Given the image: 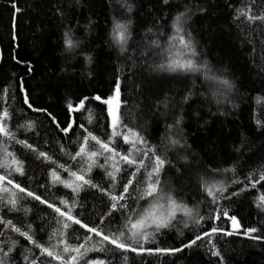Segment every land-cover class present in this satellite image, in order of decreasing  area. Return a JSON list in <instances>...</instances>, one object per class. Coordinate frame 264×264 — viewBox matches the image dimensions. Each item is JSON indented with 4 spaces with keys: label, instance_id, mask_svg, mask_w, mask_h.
<instances>
[{
    "label": "trees",
    "instance_id": "trees-1",
    "mask_svg": "<svg viewBox=\"0 0 264 264\" xmlns=\"http://www.w3.org/2000/svg\"><path fill=\"white\" fill-rule=\"evenodd\" d=\"M231 3L232 7L228 4ZM252 0H170L169 6H164L161 0H127L132 11L127 12L121 6L123 0H20V6L27 11L19 17V42L17 54L27 57L35 65L34 75L25 76V86L31 92L35 106L48 107L49 111L63 119L65 104L68 100L75 101L78 96L94 94L96 90L107 92L111 87L116 69L121 77V107L120 115L123 125L144 136L151 144H160L161 137L166 134L165 124H170L173 117L186 112L182 124L184 138L191 148L185 153L182 150H170L168 155L173 166H166L162 179L168 188L174 190L178 200L189 207L199 206L201 215L207 217L210 209L216 207L205 199L204 194L196 184L197 168L195 162H200V171L204 166L228 167L240 161L235 177L232 174L218 176L217 180L235 178L244 181L254 170L258 172L264 165V130H258L255 119L264 120V103H257V97H264V22L250 25L244 20H234L236 8H244ZM10 0H0V50L3 59L0 60V92L9 88L7 97L0 96V111L7 109L9 118L7 128L15 134L16 140H26L40 151L47 152L59 164L72 171L86 168V161H72L69 156L79 147L83 135L79 124H84L89 132L103 141H107L111 129L110 119L103 106L95 102L88 104L89 112L77 113V127L67 135L61 133L52 125L46 115L29 110L22 102V94L18 89V80L12 73L19 76L24 69L11 59L13 55L9 47L10 35ZM191 9V19L187 29L197 45L198 63L204 61L217 72L224 73L225 78L235 85L231 92L219 86H209L203 73H175L156 69L155 66L166 62L169 55L168 37L172 35L171 21L177 11ZM59 7L65 14L62 19L57 13ZM207 8V14L199 12L198 8ZM264 12V0H255L253 13ZM131 20V37L126 51L121 53L111 43L110 34L113 20ZM80 41L77 53L68 56L62 46V35L68 27ZM152 32L149 33L148 29ZM152 40H157L161 48L149 49ZM178 48L172 50L174 55ZM142 53H148L142 55ZM90 56L91 62L85 57ZM65 69L61 71V69ZM91 74V75H90ZM191 88L193 96L183 103V96ZM212 91H216L213 96ZM168 97V108L159 103ZM219 101V102H217ZM235 105V107H233ZM199 113V118L192 116ZM192 116V119H189ZM35 123L34 131H26L18 127L26 121ZM202 125V127H200ZM38 133V135H37ZM178 138V137H177ZM45 140L49 143L45 144ZM243 154L235 149L242 146ZM63 144L67 154L60 153L58 145ZM118 152L126 153L129 145L124 144L122 137H116L113 145ZM12 152L15 158L23 162L24 175L0 168V175H6L14 183L40 195L42 199L60 205L61 198L69 202L75 200L76 207L72 214L82 218L90 225L98 224L97 217L107 211V198L91 188H83L73 194L70 188L62 183H53L49 169L55 164L39 161L36 153L18 144L15 140L0 136V158L4 156L3 149ZM89 150H96L94 142L88 145ZM187 154L191 164H184L179 159ZM99 163H103V157ZM121 183L126 182L131 169L123 166ZM181 168L183 175L176 172ZM63 180H68V173L59 170ZM86 178L94 183L107 187L104 170L93 167ZM258 178V177H257ZM144 175H137L136 184L143 186ZM44 185V187H41ZM264 182L256 188L249 187L236 197L230 193L244 187V184L230 185L225 193L229 199H221L219 205L237 215L246 226H258L264 222V212L255 206V200L264 194ZM6 183L0 187H6ZM117 194L119 187L113 189ZM136 193L133 192V196ZM8 194L0 192V201H6ZM18 210L8 211L0 202V217L4 221L11 220L22 231H29L34 239L45 246L55 244L54 236L49 241L53 229H59L56 214L45 205L29 197L18 194ZM203 201V203H201ZM129 209L138 205L129 199ZM140 205L147 206L145 201ZM25 209H30L26 212ZM117 213L103 225L107 231L115 228L119 222ZM186 218L177 213L174 227L163 230L157 236L159 246H179L178 240L187 242L195 234L208 231L212 222L207 220L200 225L190 224L183 228ZM223 226V224L221 225ZM183 229L184 236L177 235L176 229ZM84 230L78 225H72L66 239L75 245L83 241ZM220 248L226 264H264V242L251 241L245 237H226L222 240L212 237ZM16 241L15 250L4 257L5 264H24L22 257L39 256V250L29 244L18 233L0 225V247ZM94 237L88 246L95 243ZM146 246H153L151 243ZM207 240L198 241L197 245L182 253L166 256H138L134 253H104L89 252L88 258L107 259L109 264H218V258L210 255ZM6 250V248H5ZM127 256V261L124 257ZM39 264H58L48 257H42Z\"/></svg>",
    "mask_w": 264,
    "mask_h": 264
},
{
    "label": "snow or ice",
    "instance_id": "snow-or-ice-1",
    "mask_svg": "<svg viewBox=\"0 0 264 264\" xmlns=\"http://www.w3.org/2000/svg\"><path fill=\"white\" fill-rule=\"evenodd\" d=\"M78 2V0H77ZM164 6L170 5V0H161ZM255 0L244 8L234 9V20H244L250 25H254L256 22H264V12L260 14L253 13V6ZM127 12L132 11L131 5L127 3V0H123L121 4ZM232 7L231 3L228 4ZM10 35H9V47L13 55L11 59L15 61L17 65H21L24 69L23 73L17 76L16 73H12L14 79L18 80V89L22 94L23 104L31 111L38 112L46 115L50 123L55 126L61 133L67 135L71 131H74L77 127V113L88 111L89 123H91V110L88 109V104L95 102L96 104L103 106L107 117L110 119L109 127L111 134L107 141H103L92 132H89L84 124H79L78 127L82 129L83 135L80 138L78 149L74 154H71L69 158L72 161H86V168L82 167L77 171H72L70 168L65 167L64 164H59L52 156L45 151H40L38 148L29 144L26 140H16L15 134L7 128L6 121L9 118V112L5 108L0 111V136L7 137L10 140H15L16 143L23 145L25 148L36 153V159L39 161L47 162L49 164H55L56 168L49 169V176L53 183H62L64 187L70 188L73 194H77L83 188H91L100 193L101 196L107 198V211L99 215L97 219L98 224L90 225L85 223L82 218H79L72 214V209L76 207L75 200L69 206V202L60 199L59 204L65 205V208L57 206L56 203L50 202L35 192L22 187L20 184L14 183L12 179H9L6 175H0V184L6 183V187H0V192L8 194L6 201H0L4 203L8 211L18 210L19 199L18 194L29 197L32 200L45 205L51 209L57 217V223L60 228L53 229L49 236V241L56 237V243H49L48 246L38 243L33 235L30 234L31 225H28L29 231H22L20 227H17L11 220L4 221L0 217V225L3 228L11 229V231L18 233L20 237H23L29 244L33 245L39 250L40 255L33 258L29 255L22 257L24 264H39L42 257L51 258L58 262V264H109L107 259L88 258L89 252L104 253L107 256L108 253H134L138 256H166L182 253L187 249L197 245L198 241L207 240L210 246L209 252L213 257L218 258V264H226L224 256L217 247L216 242L212 237L223 239L226 237L242 236L251 241L264 242V222L259 223L258 226H246L242 219L237 215L230 214V210L222 208L219 205L221 199H229L228 195H225L229 191L230 185L244 184V187L239 188L237 191L230 193L231 197L238 196L241 192L246 191L249 187L256 188L258 184L264 182V165L260 170L256 172H250L245 177L244 181H239L235 178L225 180H217L218 176H227L232 174L235 177L240 161L230 164L228 167H211L205 165L203 170L200 171V162H195L197 168L196 184L199 190L204 194L205 199L210 204L216 207L210 209V214L205 217L200 214L199 206L193 205L189 207L182 200H178L174 190L168 188L162 179V173L166 166H173L172 160L169 158L170 150H182L185 153L191 148L187 144L182 131V124L184 116L188 115L186 112H181L174 115L173 121L170 124H165L166 134L161 137L160 144H151L144 136H141L139 132L126 128L123 125V121L120 115L121 107V77L119 68L116 69L111 87L107 92L96 90L91 95H81L76 98L75 101L68 100L65 104V115L61 120L57 114L49 111L48 107L35 106V101L31 98V92L27 90L25 86V76L31 77L35 72V65L32 60L27 57H20L17 54V50L20 48L19 42V17L24 14L27 9L20 6V0H10ZM199 12L207 14V8H198ZM56 13L62 18H66L61 8H56ZM191 9L187 6L184 11H177L171 21L172 35L168 37L169 42V55L166 57V62L156 65L155 68L175 73H203L204 80L209 83V86H219L227 91L231 92L235 85L229 79L225 78L224 73L217 74L209 65L207 61L198 63L199 53L197 51L196 42L192 36V33L188 31V21L191 19ZM131 20H113L112 30L110 34L111 43L119 49L121 53L126 51V46L131 37L130 32ZM148 32L151 33L152 29L149 28ZM62 46L64 52L68 56H72L77 53L80 48V41L76 39L73 34L72 28L69 26L62 35ZM179 45L175 54H172V50ZM157 40H152L149 45V49L161 48ZM148 53H142L147 55ZM3 59V52L0 50V60ZM85 59L91 62V57L87 56ZM65 69H61L64 71ZM91 75V74H90ZM9 88L5 87L0 96L7 97ZM215 96L216 91L211 93ZM193 96L192 89L189 88L183 96V103H187ZM168 97L165 101L159 103L163 104L165 108H168ZM219 102V101H217ZM257 103H264V97H257ZM235 107V105H233ZM192 116L199 118V113H193ZM189 116V119H192ZM254 123L258 130H264V120L255 119ZM18 127L24 128L26 131H34L35 123L33 121H26L25 124ZM202 127V125L200 126ZM38 135V133H37ZM116 137H122L124 144L129 145L126 153H121L116 150L113 145V141ZM178 137V138H177ZM90 142H94L97 146L96 150H89L88 145ZM49 142L45 140V144ZM244 144L241 147L235 149L236 152L243 154ZM60 153L67 154V150L63 144L58 145ZM4 156L7 159L0 158V168H7L9 173L15 172L20 175H24L23 162L15 158L12 152L3 149ZM103 157V163H99L100 158ZM180 160L184 164H191L187 154L180 156ZM127 166L131 169L130 174L127 177L126 182L121 183V173L124 171V167ZM93 167H99L104 170L105 179L107 181V187H103L100 184L94 183L90 178H86L87 173H90ZM59 170H63L68 173V180H63L59 174ZM176 172L183 175L181 168H176ZM143 173L144 180L143 186L139 187L136 184L137 175ZM258 177V178H257ZM264 186V185H262ZM44 187V185H41ZM119 187L118 194L113 191L114 188ZM133 192L136 193L133 196ZM129 199L135 200L137 203L136 208L129 209ZM140 201H145L147 206L140 205ZM203 203V201L201 202ZM255 206L264 212V194H260L255 200ZM29 212L30 209H25ZM119 213V222L116 224L114 230L109 228L107 231L103 225L106 220H111L115 214ZM177 213H182L186 218L183 221V228H189L190 224L200 225L205 222L206 219L212 222V226L208 231H201L195 234L191 239L185 242L184 239L177 241L179 246H159L157 236L162 233L163 230L174 227V221L177 220ZM223 224V226H221ZM72 225H78L80 229L84 230L83 241H77L75 245L68 243L66 239V233ZM177 235L184 236L183 229H176ZM96 238L95 243L91 247L88 246L89 242ZM153 246H146L149 244ZM6 248V250H5ZM16 241H12L11 244H5L4 247H0V264H5L4 257L9 255L15 250ZM127 261V256L124 257Z\"/></svg>",
    "mask_w": 264,
    "mask_h": 264
},
{
    "label": "rangeland",
    "instance_id": "rangeland-1",
    "mask_svg": "<svg viewBox=\"0 0 264 264\" xmlns=\"http://www.w3.org/2000/svg\"><path fill=\"white\" fill-rule=\"evenodd\" d=\"M176 48H179V45H177Z\"/></svg>",
    "mask_w": 264,
    "mask_h": 264
}]
</instances>
